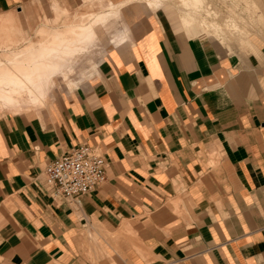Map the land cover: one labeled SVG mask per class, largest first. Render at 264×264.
I'll return each mask as SVG.
<instances>
[{
  "label": "crops",
  "instance_id": "1",
  "mask_svg": "<svg viewBox=\"0 0 264 264\" xmlns=\"http://www.w3.org/2000/svg\"><path fill=\"white\" fill-rule=\"evenodd\" d=\"M110 1L128 29L96 72L0 117V264H264V37L229 47L172 5ZM80 144L109 165L76 205L43 172Z\"/></svg>",
  "mask_w": 264,
  "mask_h": 264
},
{
  "label": "bare ground",
  "instance_id": "2",
  "mask_svg": "<svg viewBox=\"0 0 264 264\" xmlns=\"http://www.w3.org/2000/svg\"><path fill=\"white\" fill-rule=\"evenodd\" d=\"M137 1L144 3L151 11L172 4L181 16L182 24L188 29H193L196 34L201 31V28L195 26L196 15L200 16L204 13L207 17L217 18L224 22V26L217 21L209 23L206 19L202 21V27L212 28L218 38L226 44L231 36H248L249 31L241 25V20L240 22L235 16L226 15L219 7H210L208 0ZM101 3L98 5L99 11L90 13L89 22L71 25L61 31L56 30L52 34L53 38L47 41H38V38L37 41L28 42V39L24 38L22 41L29 44L27 48L18 51L9 50L4 55H0V113L5 111L21 114L32 109L36 110L38 107L46 108L55 97V93L59 91L56 79L60 80L68 90H73L94 71L96 72L97 64L106 55L108 47L121 43L128 29L123 13L124 3L115 4L110 0ZM57 4L61 6L60 3ZM183 8L186 11L181 13ZM59 10L67 11L64 7ZM250 12L253 14V7ZM2 20L7 21L5 18ZM51 21L54 19L49 18V22ZM4 29H1L3 31L1 37L12 38L9 28L7 31ZM44 32L41 31L39 34L43 35ZM49 34L51 36V33ZM1 46L0 44V49ZM8 49L5 47V50Z\"/></svg>",
  "mask_w": 264,
  "mask_h": 264
},
{
  "label": "rangeland",
  "instance_id": "3",
  "mask_svg": "<svg viewBox=\"0 0 264 264\" xmlns=\"http://www.w3.org/2000/svg\"><path fill=\"white\" fill-rule=\"evenodd\" d=\"M69 1H72V3H70ZM73 1L76 3H74ZM98 1L103 2L102 0H28L18 6H13L10 9L0 10V20H1L0 22L2 23V25L0 26V30L2 28L3 29L5 28L4 30L7 31L9 28L8 31H11V35H12L11 36L12 38L5 36V39H3L4 37L3 38L1 37L3 31L2 30L0 31V37H1L0 41L1 39H3L2 40L3 42L0 43L2 45L0 49L1 50L0 55H4L6 52H9V50L10 51L12 50L18 51L19 49L23 50L24 47L27 48V46L29 45L27 44L28 42L34 40L37 41L38 38H39L38 41H47L49 40V38L50 39L53 38L52 34L56 30L61 31V30H65L68 26L71 25L84 24L89 22L90 13H96L97 11H99L98 10L99 3H97ZM258 1L262 9L264 10V0H258ZM208 2L211 5L210 7H214V8L219 7L222 9V11L225 12L226 15H230L232 17L235 16L236 18H238L239 21L241 20L243 22L242 23L240 21L241 25L246 27L247 30L249 31L247 37L245 38L240 37L239 40L236 38H238V36L241 35L231 36L229 38L231 40L229 41L228 39L227 44L229 43L234 46L240 47L254 38L264 37V23L262 24V22L264 21V17L260 13L257 4H254L256 3L255 0L254 1L253 0H208ZM57 3H60L61 6L58 5ZM62 7L66 8L68 13L67 11L65 12L63 10H59L62 9ZM251 7H253L254 10L253 14H251L250 12ZM184 11L186 10L183 8L181 10V13H183ZM203 14L204 13H202V15L200 16L197 15L195 16L197 17L196 18L197 20L195 21V26L198 27L199 29L201 28L200 29L201 31L198 32L199 35L207 38L208 35L218 37L215 34L216 32L215 33L213 32L212 28L210 29V27H202V21L206 19L209 21V23L213 21L214 22L217 21L221 24V26H224V22L221 20H217V18L215 19L213 17H207L206 14L204 15ZM1 16L4 17L2 18ZM239 16L241 18H239ZM51 17L54 19V21L49 22V18L52 19ZM4 18L7 19L8 21V22L6 21L7 23L2 20ZM4 23H6V25ZM255 25L259 27L258 28L253 27ZM44 30L46 33L44 32ZM41 31L44 32L43 35L39 34L41 33ZM49 33H51V36ZM233 37H235V39H233ZM24 38H27L28 42H23L22 39ZM3 44L5 46H3ZM5 47L9 49L5 50ZM56 82L58 84L59 91L55 93V97L51 99L52 101H50L48 105L54 102L56 99H58L60 95L63 96L65 94H68L65 92L68 89L62 85L60 80L56 79ZM44 108H45L44 106L41 108L38 107L36 109L37 111L35 109H32L31 111L28 112L25 111L24 113L37 114L41 112ZM7 113L8 112L5 111L3 113H0V117Z\"/></svg>",
  "mask_w": 264,
  "mask_h": 264
},
{
  "label": "built area",
  "instance_id": "4",
  "mask_svg": "<svg viewBox=\"0 0 264 264\" xmlns=\"http://www.w3.org/2000/svg\"><path fill=\"white\" fill-rule=\"evenodd\" d=\"M108 165L106 157L96 147L80 144L50 161L43 175L54 197L79 205L84 195L107 180Z\"/></svg>",
  "mask_w": 264,
  "mask_h": 264
}]
</instances>
